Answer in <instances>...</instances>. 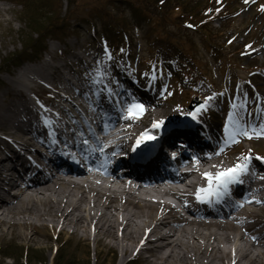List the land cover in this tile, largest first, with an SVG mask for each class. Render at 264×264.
<instances>
[{"label": "bare ground", "instance_id": "obj_1", "mask_svg": "<svg viewBox=\"0 0 264 264\" xmlns=\"http://www.w3.org/2000/svg\"><path fill=\"white\" fill-rule=\"evenodd\" d=\"M0 10L6 11L1 7ZM253 10L250 6L244 13ZM50 69L62 74L59 66L45 61L20 68L8 82L13 98H19L0 104V229L5 227L15 237L35 244L41 243L37 229L44 226L84 242L92 233L95 245L118 249L124 255L134 254L148 264H264V175L248 171L254 185L250 196L229 214L206 218L193 210L189 215L188 206L198 205L194 194L198 185L207 180L204 173L231 167L221 164L219 154L194 161L187 158L176 169L181 172L180 179L164 183L135 184L143 180V173L130 168L123 181L125 177L119 175V171L126 172L119 168L123 159L116 163L111 176H99L89 167L85 171L82 164H96L98 157L122 156L131 138L140 135L152 121H161L158 114L165 110L154 102L142 120H132L121 110L115 112L103 137L96 140L95 149L91 148L86 142H79L82 133L66 130L54 110L37 108L25 98L23 90L41 87V80L53 82L49 79ZM64 80L75 90L68 79ZM60 87V82L55 85L56 97L50 101L53 109L59 101H68L61 97ZM82 88L86 90L87 86ZM79 92L86 96L84 91ZM58 111L68 113L65 106ZM119 124L121 128L114 131ZM164 130L159 126L153 134L163 141L164 135L159 134ZM211 132L215 136V131ZM67 137L74 139L72 149L82 153L79 160L71 155L57 160L58 142L70 147ZM39 144L55 155L54 164L59 169L66 166L57 177L53 176L55 167L49 156L46 158L37 150ZM3 147L12 151V160L10 155L1 157ZM7 162L9 166L4 167ZM13 162L19 163L23 171H30V176L35 172L29 186H19ZM260 173L264 174V169ZM191 176V182H185ZM231 213L233 217H229Z\"/></svg>", "mask_w": 264, "mask_h": 264}, {"label": "rangeland", "instance_id": "obj_2", "mask_svg": "<svg viewBox=\"0 0 264 264\" xmlns=\"http://www.w3.org/2000/svg\"><path fill=\"white\" fill-rule=\"evenodd\" d=\"M180 1L187 6L184 11L182 9L177 11L174 9L175 6H167L172 1L156 7L153 0H42L41 2L34 0L26 6L0 2V7L6 9V11L0 10V104H9L14 96L8 87L10 78L20 68L32 67L42 61L58 65L63 75L73 82L78 80V73L89 68L96 78L95 83H100L105 91L107 89L113 91L115 74L119 79L121 76L125 79L127 74H140L148 67L143 62L150 59L148 63L154 65L155 69L161 66L165 70L160 79L155 74L149 78L160 89L149 86V89L158 94L152 101L157 102L162 110H165L164 114H158V118L174 120L185 116L187 112H194L192 108H195V111L197 109L195 104H191L190 96L182 97L181 93H176L177 87L188 90L190 86L187 80H179V74L183 69L182 61L191 69H195L194 65L183 60L189 53L191 57L202 62L200 69L206 74L204 82L208 84L198 83L194 85V90L206 98L214 92L213 90L218 92L220 103L211 99L207 108L215 111L221 122L207 123L218 135L214 145L216 142H220V145L226 144L223 145L224 149L220 154L221 162L229 165L234 161L236 164L243 155L241 149L248 150L252 144L255 147L264 146V135L255 134L256 131L259 133L264 130L262 128L264 126V11H261L264 0H248L244 3V0ZM42 5L45 6L44 10L48 11V14L38 24L31 25L32 13L29 12L32 11L33 6ZM250 6H253V12L244 13ZM142 7H146V12ZM181 12L188 13V17H185L187 19L193 17L192 23L205 25L206 34L215 47L206 43L204 35H200L198 31L187 30L181 25V17L179 18ZM104 13L109 15L105 19L109 20L112 17L125 27L127 37H123L124 34L120 29L117 35L105 30V35L114 37L120 50L123 49L122 52L126 51L125 42H127L128 55L124 54L119 58L111 56L110 60L105 56V46L108 52L111 53V50L100 40V34H94L91 28L92 23L101 24L100 20ZM207 14L212 17L208 18ZM202 18L208 19L204 21ZM63 34L66 35L65 39H62ZM157 35L162 37L171 35L172 39L177 41L175 46L169 45L174 60L157 49L162 43L157 39ZM183 46L186 47L182 48ZM79 58L81 61L78 60ZM27 59L30 61L20 67L17 66L18 62L23 63ZM31 59L35 61L31 62ZM66 64L71 65V73L62 67ZM100 69L104 70L103 75L98 74ZM49 72V79L54 83L56 79L63 78L51 69ZM195 73L199 74L197 70ZM45 82L50 89V84ZM36 88V86L32 89L27 88L23 93L29 98L30 92L35 93ZM162 95L172 96V100L167 102L161 98ZM140 96L138 93V97ZM18 98L14 97L13 100ZM139 103L151 108V101ZM183 103H188L189 106L184 108ZM254 111L258 113L259 122L257 125L248 123L244 128L243 121L248 117L250 122L249 117L254 116ZM198 114L201 115V112ZM229 114L232 116L231 123L228 119ZM136 118L142 120L144 113ZM229 123L230 130L237 135L234 140L226 143L228 135L221 136V133L223 125ZM243 128L249 132L251 138L242 135ZM254 136L257 139H253ZM243 141L248 142L243 144ZM0 231V251L6 249V246H12L31 249L34 252L31 261L27 259L24 261L23 257L19 258L20 254H16L19 258L17 264H38V262L51 264L55 250L73 258L71 261L73 264H119L129 256L125 255L122 259L120 250H110L106 246L95 245L92 233L87 242H84L82 239L60 234L58 230L44 226L43 229H37L41 243L35 244L15 237L5 227ZM22 231L29 233V230ZM262 261L264 263V260ZM12 263L13 260L4 259L0 254V264ZM141 263L148 264L143 258Z\"/></svg>", "mask_w": 264, "mask_h": 264}, {"label": "snow or ice", "instance_id": "obj_3", "mask_svg": "<svg viewBox=\"0 0 264 264\" xmlns=\"http://www.w3.org/2000/svg\"><path fill=\"white\" fill-rule=\"evenodd\" d=\"M261 11H264V5H261ZM121 51H123V49H121ZM105 56L109 60L112 58L111 53L107 51V46H105ZM98 74L103 75L104 70L103 69L98 70ZM211 99L212 97L206 98L204 104H201L196 111L189 112L188 115L192 116L195 119L197 117V114L200 112V110L206 108L208 102ZM125 111L127 113V117L136 118L144 113L145 106L142 103L133 101L127 104ZM228 119L229 122L231 123L232 121L231 114H229ZM162 123L163 121H156L152 124V127L158 128ZM230 123L226 124L224 128L225 133L228 135V141H226V143L234 140L237 135L236 132L230 130ZM262 128H264V126H262ZM242 135L251 138L248 131H243ZM256 135H264V130H262L259 133H256ZM145 139L150 140V139H154V137L151 136L148 132L142 133L141 136L137 139L136 144L139 145ZM173 155H175V153ZM259 159L264 160V157H259ZM250 160H251V156H245L243 157V162L238 161L232 167L223 168L222 170L216 171L215 173L212 172L204 173V176L207 177V186L198 189V191L196 192L197 199L200 200L206 198L210 199L213 196H215L216 198H220L223 194L228 192L230 184L234 182H242L241 177L243 174L248 172L249 170L248 163Z\"/></svg>", "mask_w": 264, "mask_h": 264}, {"label": "trees", "instance_id": "obj_4", "mask_svg": "<svg viewBox=\"0 0 264 264\" xmlns=\"http://www.w3.org/2000/svg\"><path fill=\"white\" fill-rule=\"evenodd\" d=\"M30 1V2H29ZM42 0H38V2H41ZM120 1H126V0H120ZM172 1V2H171ZM28 2L31 4L32 2H34V0H28ZM129 2V1H128ZM155 2V6L156 7H161L162 5L164 4H168V2H171V4L167 5V6H172L175 8L174 9H177V11H179V9H182L183 11L186 9V4H184L182 1L180 0H153V3ZM142 6V5H141ZM34 8L32 9L31 12L29 13H32L30 14V17H31V20H30V24L31 25H36L38 24L39 22H41V19L44 18V16H46L48 14V11L44 10L45 6H33ZM182 7V8H181ZM142 9L146 12V7H142ZM162 11V10H161ZM188 12V11H187ZM185 15V14H188V13H184V12H181L179 13V18L181 17V23L183 21H186L188 23H191L192 24V21L193 19H185L184 17L182 18V15ZM193 15V14H192ZM109 15L108 14H105L102 16L101 20H100V23H101V29H105L106 26L108 27H111L112 30L114 31V33H117L118 34V30L120 29L121 33H126V29L125 27H123V25H121L120 23L116 22V19L110 17L109 20L105 19L106 17H108ZM179 21V19H178ZM95 25V23H94ZM116 27V28H115ZM198 32L201 34V35H206V29L204 27H200L198 29ZM5 250V251H4ZM33 253L31 251V249H27V248H13L12 246H6V249H3L0 251V254L2 255V257H6V258H9V259H12L13 260V264H17V260L19 258H24V261L25 259H27L28 261H31V256H33ZM16 254H20L19 255V258L18 255ZM73 258H69L67 256H65V253L61 254V252H59V250H57L55 252V256H54V259H53V264H73L71 261H72ZM39 264V262H38Z\"/></svg>", "mask_w": 264, "mask_h": 264}]
</instances>
